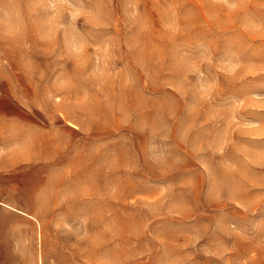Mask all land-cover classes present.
Listing matches in <instances>:
<instances>
[{"label": "rangeland", "instance_id": "obj_1", "mask_svg": "<svg viewBox=\"0 0 264 264\" xmlns=\"http://www.w3.org/2000/svg\"><path fill=\"white\" fill-rule=\"evenodd\" d=\"M0 264H264V0H0Z\"/></svg>", "mask_w": 264, "mask_h": 264}, {"label": "bare ground", "instance_id": "obj_2", "mask_svg": "<svg viewBox=\"0 0 264 264\" xmlns=\"http://www.w3.org/2000/svg\"><path fill=\"white\" fill-rule=\"evenodd\" d=\"M40 256V255H39ZM27 259V258H26ZM26 261V260H25ZM25 261L23 263H25Z\"/></svg>", "mask_w": 264, "mask_h": 264}]
</instances>
